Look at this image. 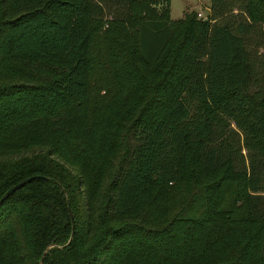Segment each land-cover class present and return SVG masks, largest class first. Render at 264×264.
Here are the masks:
<instances>
[{
  "label": "trees",
  "instance_id": "16d2710c",
  "mask_svg": "<svg viewBox=\"0 0 264 264\" xmlns=\"http://www.w3.org/2000/svg\"><path fill=\"white\" fill-rule=\"evenodd\" d=\"M169 12L0 0V264H264V0Z\"/></svg>",
  "mask_w": 264,
  "mask_h": 264
},
{
  "label": "rangeland",
  "instance_id": "374dc122",
  "mask_svg": "<svg viewBox=\"0 0 264 264\" xmlns=\"http://www.w3.org/2000/svg\"><path fill=\"white\" fill-rule=\"evenodd\" d=\"M170 4V18L178 19L182 17V14L184 11H194L196 13L201 14V16H204L206 13L202 10V8L205 6V0H169ZM187 9V10H186ZM185 12V13H186ZM17 64V63H16ZM33 64H47V63H33ZM13 67V66H10ZM30 68L34 69H43V67H37V66H31ZM102 94V91H101Z\"/></svg>",
  "mask_w": 264,
  "mask_h": 264
},
{
  "label": "water",
  "instance_id": "95a60500",
  "mask_svg": "<svg viewBox=\"0 0 264 264\" xmlns=\"http://www.w3.org/2000/svg\"><path fill=\"white\" fill-rule=\"evenodd\" d=\"M38 176H30L26 179H23L21 180L20 182H18L17 184L13 185L12 187H10L0 198V203L5 200L11 193H13L15 190H17L19 187L23 186L25 183L37 178ZM71 222H72V218H71ZM73 235V225H72V228H71V235H70V238L72 237ZM69 238V239H70ZM44 255V254H43ZM43 255L41 256L40 258V261H39V264L42 263V259H43Z\"/></svg>",
  "mask_w": 264,
  "mask_h": 264
},
{
  "label": "crops",
  "instance_id": "0c3cea01",
  "mask_svg": "<svg viewBox=\"0 0 264 264\" xmlns=\"http://www.w3.org/2000/svg\"><path fill=\"white\" fill-rule=\"evenodd\" d=\"M169 2H170V1H169ZM204 2H205V6L202 8V10L207 14V12H208V10H209L210 0H205ZM169 7H170V4H169ZM186 10H187V9H186ZM185 12H186V11L183 12L182 17H183V15H185L186 13H188L189 11L186 12V13H185ZM206 14H205V15H206ZM205 15H204V16H205ZM169 16H170V12H169ZM204 16H201V17H204ZM180 18H181V17H180ZM170 19H171V18H170ZM173 20H175V19H173Z\"/></svg>",
  "mask_w": 264,
  "mask_h": 264
},
{
  "label": "built area",
  "instance_id": "2783aa9c",
  "mask_svg": "<svg viewBox=\"0 0 264 264\" xmlns=\"http://www.w3.org/2000/svg\"><path fill=\"white\" fill-rule=\"evenodd\" d=\"M197 16H198V17H201V14L197 13Z\"/></svg>",
  "mask_w": 264,
  "mask_h": 264
}]
</instances>
